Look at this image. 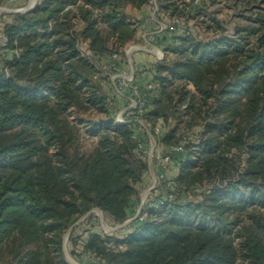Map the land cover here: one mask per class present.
I'll return each instance as SVG.
<instances>
[{
	"label": "trees",
	"instance_id": "trees-1",
	"mask_svg": "<svg viewBox=\"0 0 264 264\" xmlns=\"http://www.w3.org/2000/svg\"><path fill=\"white\" fill-rule=\"evenodd\" d=\"M176 1L160 0L159 9L183 15ZM152 2L40 0L7 13L4 31L20 50L0 73V264H72L65 233L82 216L97 207L117 223L128 219L148 169L130 123L94 124L100 139L85 154L71 117L107 110L81 42L94 56L121 50L138 31L127 7ZM250 18L234 37L202 38L191 27L198 32L180 36L152 66L160 94L148 107L150 123L168 121L183 103L179 118L205 128L179 187L220 183L199 205L164 206L169 216L124 237L91 233L84 248L103 264H264V12ZM175 129L164 138L171 145L182 138Z\"/></svg>",
	"mask_w": 264,
	"mask_h": 264
},
{
	"label": "rangeland",
	"instance_id": "rangeland-1",
	"mask_svg": "<svg viewBox=\"0 0 264 264\" xmlns=\"http://www.w3.org/2000/svg\"><path fill=\"white\" fill-rule=\"evenodd\" d=\"M29 1L31 3L32 0H5L0 4V7L5 6L10 10H0V37L3 34H7L5 33L3 27L8 21L12 19V17L7 15V13L23 12L15 10L26 7L29 4ZM39 1L40 0H38V2ZM152 1L153 2L151 4H147L148 8L143 10L142 12L131 10V12L129 13L131 21L136 23L138 27V31L134 39L131 40L129 43H143L145 42L143 41L144 37L150 39V37L153 36L157 40L156 43H159L163 48L165 55H167L166 53L171 45H177L179 37L182 35H186L191 32L196 33L199 31L198 34L202 38L221 37L223 35H232L234 37L236 35L237 26H240L242 28L251 25L254 22L250 17H255L258 12H264V0H178L176 1L175 6H178L179 9H182L184 12L182 13L183 15H178L174 17L180 18L182 21V25L177 27V30L174 31L173 34H170L167 31L159 30L157 28V25L158 21H171L174 18L171 15L173 13L161 9L160 13L155 14L156 5H159L161 7V3L160 0ZM184 1L188 4H184ZM150 17L155 18L156 20H154V22L150 24L147 29H142L141 24L146 22ZM218 21H220L221 25H217ZM208 24H210V29L205 28ZM77 27L79 28L80 24H78ZM191 27L197 29L198 31L190 30ZM150 49H153V47L151 46ZM19 50L20 49L17 46H15L14 48L10 42V45L7 51L5 52L4 56L2 55L0 57V73L3 71H7L6 73H9L10 63H14L16 61V58L15 60H13L14 53H17ZM139 51L141 50L135 51L134 53ZM109 53L101 54L100 56L84 54L90 59L91 63L94 66L93 77L100 87V96L104 98V100H106L105 107L107 109L105 111H100L99 109H92L86 111H83L82 109H76L72 112L73 115L71 119L74 123H77L80 126V138L78 141V146L80 150L85 154H89L98 144L100 139L99 134L94 133L96 128H94L93 125L99 123L102 119H107L109 117H112L115 120L117 113L123 110L124 106L126 105L124 101L125 97L123 98L122 96H120L117 90L113 89L115 87V84L113 82V75L119 71H111L108 68ZM169 56L170 59L173 60L177 58L175 53L169 54ZM155 59L156 61L152 65H155L156 63L162 61L157 60L156 57ZM131 62L132 61L129 58L126 59V62H123L122 66L120 67L121 72H129L131 70V65L134 64L135 67L139 66L138 72L140 73V78L142 77L141 73L144 72L146 73L144 78L145 80L153 78V80L155 81V74L153 73V71H151L153 68L150 66V64L145 63L144 60L137 61L136 59L135 61V58L133 62ZM157 84L159 86V82ZM187 87L192 91V93L196 92L193 84L189 83ZM157 93L158 95L160 94V92ZM192 93L188 95V101L192 98ZM176 109H178L179 112L174 117H171L168 121L164 120V122L162 123L164 127V132L161 135V141L158 144H155L151 141H147L146 145L141 147L137 143V150L140 152L141 157L147 163L148 169L143 175L142 179L135 184L137 192L131 198L130 215L128 217V219L131 217L133 219L128 223H117L110 216L105 215L104 211L100 213L97 207L92 209L90 212L82 216L75 223L72 229L73 231L70 230L69 232L68 230V237V232L65 233V237L67 238L66 253L67 256H69V259L70 257H72L78 262V264H103L104 262L102 261L100 256L96 255L94 252L86 251L84 248L91 233L98 232L106 236H114L119 238L124 237L126 233H130L133 230H136L137 228L141 227L148 219L159 221L162 220L163 217H166L167 215L169 216L167 209H163L164 206L169 207L171 204L174 203H178L181 205H199L200 203H202V201H204L206 195L210 193V190L213 188L212 186L214 184L220 183V181L216 183L203 182L195 183L193 185H190L188 188L181 189L179 187L177 178L180 175V172L182 171L184 161L188 158V155L190 153H193V151H195V145L198 143L197 139L201 136L200 132H204L205 128L203 124L197 125L194 124L195 122H193V126H189L187 124V119H189L187 115L182 118H179L181 113H185V104L178 103V105H176ZM210 111L212 112V109ZM160 119L162 120V118H159L158 120H156L155 123L151 124H157ZM175 127V135H177L178 138L182 137L180 138L181 141L179 143H184L186 147V152L181 156H178V159H180L181 161L179 167H173V169H171L169 171V174L167 175L170 180L175 179L176 181V191L179 193L178 198L173 201H166L164 204L160 203L159 200L161 201V196H163L166 191L165 187H161L160 190L156 192L153 191V194H149V196L147 195L146 197V218H135L136 214L139 212L142 194L151 187L153 175H155L154 173H156L157 171V169L152 168V166L156 165L157 168V165L162 161L163 158L161 155L163 147L171 145L170 143L165 142V135L166 133H169L170 130H173V128ZM150 150H153V159L152 157L150 158ZM195 157L196 156H194L193 158ZM151 168L153 169V172ZM197 187H201V189L197 191ZM109 245L117 248V246L115 245V239L113 238L112 242H110ZM73 251L75 252V255L72 254Z\"/></svg>",
	"mask_w": 264,
	"mask_h": 264
},
{
	"label": "built area",
	"instance_id": "built-area-1",
	"mask_svg": "<svg viewBox=\"0 0 264 264\" xmlns=\"http://www.w3.org/2000/svg\"><path fill=\"white\" fill-rule=\"evenodd\" d=\"M30 7V6H28ZM22 9V8H19ZM155 14L160 13V9L158 5L155 8ZM0 10L10 11L5 6L0 7ZM156 20L155 18H148L146 22L141 24L142 29H147L150 24H152ZM158 21V29L167 31L170 34H173L174 31L177 30V27L182 25V21L180 18H173L169 22ZM151 46L153 47L152 51L155 54L157 60H163L165 57V52L159 43H156L155 37H150L148 39L145 37ZM11 39L8 34H3L0 37V57L7 51L10 45ZM134 47L132 51L131 48ZM143 45L141 43L133 42L128 43L123 49L119 51H111L108 54L109 57V66L108 68L112 70H118L119 72L113 75V82L115 87L113 89L117 90V92L122 96L125 97V106L123 110L117 113L115 117L116 123H130L131 129L133 130V137L139 146L143 147L146 145L147 141H151L155 144H158L161 141V135L164 132V127L162 125L163 120L152 125L147 117L146 112L148 107L153 99L158 96V84L153 78L145 80L146 73H141L142 77L139 76V66L135 67L134 64L131 65V70L128 72H121L120 67L122 66L123 62H126V59L132 60V54L135 51L142 50ZM80 50L83 54L91 55V51L88 48V44L85 41H82L80 44ZM159 50V51H157ZM153 77V76H152ZM148 150V149H147ZM186 152V147L184 143H176L172 145H168L163 147L162 149V161L152 168L157 169L155 175L152 178V185L148 190V193L144 197L142 194V200L139 207V212L136 214V217H140L141 219H145L147 216V211H145V204H146V197L149 194H153V191H158L161 187H165L166 191L163 196H161L160 203L164 204L166 201H173L178 198L179 193L176 191V181L175 179L170 180L167 175L171 169L179 167L181 164L180 159L178 156H181ZM150 158H154L153 150L149 151ZM148 155V156H149ZM150 163V162H149ZM152 163V161H151ZM151 168V169H152ZM153 172V169H152ZM201 187H197L196 190L199 191ZM133 218H129L125 221L128 223Z\"/></svg>",
	"mask_w": 264,
	"mask_h": 264
},
{
	"label": "crops",
	"instance_id": "crops-1",
	"mask_svg": "<svg viewBox=\"0 0 264 264\" xmlns=\"http://www.w3.org/2000/svg\"><path fill=\"white\" fill-rule=\"evenodd\" d=\"M29 5H30V1H29V4L27 6H29ZM147 8H148V5H144L142 8H139V9L136 7H133V6H128L126 11L128 13H130L131 10L132 11L136 10L137 12L138 11L142 12L143 10H145ZM143 39H144L143 41H145L143 43L141 42V44L143 45V49L139 52L133 53V57H132L133 59L131 61L133 62L134 58H135V61H136V59H137V61L138 60H144L145 63L150 64V66L152 67L153 66L152 64H154L156 61V59H155L156 56H154L152 49H150L151 43H149L145 37ZM132 50H130V51H132Z\"/></svg>",
	"mask_w": 264,
	"mask_h": 264
},
{
	"label": "water",
	"instance_id": "water-1",
	"mask_svg": "<svg viewBox=\"0 0 264 264\" xmlns=\"http://www.w3.org/2000/svg\"><path fill=\"white\" fill-rule=\"evenodd\" d=\"M37 2H38V0H36L35 1V3L32 5V6H30V7H26V8H24V9H17V10H15V11H27V10H30V9H32V8H34V6L37 4ZM102 210V209H101ZM102 212H103V210H102ZM73 227H74V225L69 229V232H70V230H72L73 229ZM69 232L67 233V237H68V235H69ZM66 240H67V238L65 237V242H64V245H65V250H66ZM67 254V253H66ZM69 257V256H68ZM70 260V259H69ZM71 262V261H70ZM72 263V262H71ZM72 264H74V263H72Z\"/></svg>",
	"mask_w": 264,
	"mask_h": 264
},
{
	"label": "bare ground",
	"instance_id": "bare-ground-1",
	"mask_svg": "<svg viewBox=\"0 0 264 264\" xmlns=\"http://www.w3.org/2000/svg\"><path fill=\"white\" fill-rule=\"evenodd\" d=\"M35 1H36V0H32L29 6H32V5L35 3ZM26 7H28V6H26ZM26 7H23L22 9H24V8H26ZM132 49H134V47H132L131 50H132ZM157 51H159V50H157ZM147 193H148V190H146V191L143 193V196L145 197ZM97 209H98V211H99L100 213H102V210H101L100 208H97ZM70 261H71L72 263H74V264H78V262H77L75 259H73L72 257H70ZM76 262H77V263H76Z\"/></svg>",
	"mask_w": 264,
	"mask_h": 264
}]
</instances>
